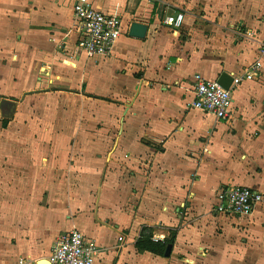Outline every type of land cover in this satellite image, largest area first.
<instances>
[{
	"label": "crops",
	"instance_id": "obj_1",
	"mask_svg": "<svg viewBox=\"0 0 264 264\" xmlns=\"http://www.w3.org/2000/svg\"><path fill=\"white\" fill-rule=\"evenodd\" d=\"M74 5L0 0V264L49 259L72 230L95 264H264V204L221 226L214 212L227 186L264 193V0H94L123 27L94 59ZM257 63L228 120L191 108L197 75ZM146 227L176 233L170 257L138 251Z\"/></svg>",
	"mask_w": 264,
	"mask_h": 264
},
{
	"label": "built area",
	"instance_id": "obj_2",
	"mask_svg": "<svg viewBox=\"0 0 264 264\" xmlns=\"http://www.w3.org/2000/svg\"><path fill=\"white\" fill-rule=\"evenodd\" d=\"M93 1L75 0L74 5L79 33L78 46L89 59L110 56L123 34L121 20L97 10ZM184 18V14L169 16L164 23L172 30H178L182 28ZM260 66L257 63L244 74L234 77L229 90L217 81H207L197 75L191 108L214 115L220 121L228 120L234 103L233 90L244 82L260 77L258 74ZM263 204L264 193L243 186H227L221 191L216 214L225 218L247 217ZM123 240L124 238L120 237L119 241ZM98 252V247L84 234L72 230L61 237L48 260L52 264H95Z\"/></svg>",
	"mask_w": 264,
	"mask_h": 264
},
{
	"label": "trees",
	"instance_id": "obj_3",
	"mask_svg": "<svg viewBox=\"0 0 264 264\" xmlns=\"http://www.w3.org/2000/svg\"><path fill=\"white\" fill-rule=\"evenodd\" d=\"M154 232L151 228H144L142 234L137 241L136 248L140 253L150 252L165 257V253L169 245H173L176 233H172V237L165 242L156 243L153 241Z\"/></svg>",
	"mask_w": 264,
	"mask_h": 264
},
{
	"label": "water",
	"instance_id": "obj_4",
	"mask_svg": "<svg viewBox=\"0 0 264 264\" xmlns=\"http://www.w3.org/2000/svg\"><path fill=\"white\" fill-rule=\"evenodd\" d=\"M148 32V27L139 24V23H134L131 28L130 36L138 39H145L146 35ZM234 79L229 76L228 74H223L220 79H219V84L222 85L225 89H230L231 85L233 84ZM173 250V245H169L167 248V251L165 253L166 257H170L172 254ZM38 264H52L48 259H42L39 261Z\"/></svg>",
	"mask_w": 264,
	"mask_h": 264
},
{
	"label": "rangeland",
	"instance_id": "obj_5",
	"mask_svg": "<svg viewBox=\"0 0 264 264\" xmlns=\"http://www.w3.org/2000/svg\"><path fill=\"white\" fill-rule=\"evenodd\" d=\"M216 208H217V207H216ZM214 212L216 213V209L214 210ZM216 218H217L218 223H219L220 226H221L222 224H230L231 221L233 220V218H232V219H226V218L217 217V215H216ZM245 234H246V233H245Z\"/></svg>",
	"mask_w": 264,
	"mask_h": 264
}]
</instances>
